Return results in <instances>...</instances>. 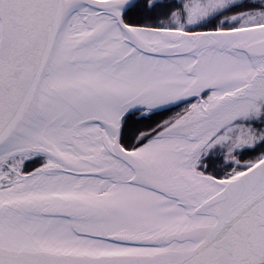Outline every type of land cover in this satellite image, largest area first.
I'll return each mask as SVG.
<instances>
[{"label": "snow or ice", "instance_id": "obj_1", "mask_svg": "<svg viewBox=\"0 0 264 264\" xmlns=\"http://www.w3.org/2000/svg\"><path fill=\"white\" fill-rule=\"evenodd\" d=\"M0 264H264V0H0Z\"/></svg>", "mask_w": 264, "mask_h": 264}]
</instances>
